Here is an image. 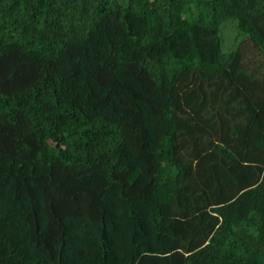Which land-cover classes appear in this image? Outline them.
<instances>
[{
    "label": "trees",
    "instance_id": "trees-1",
    "mask_svg": "<svg viewBox=\"0 0 264 264\" xmlns=\"http://www.w3.org/2000/svg\"><path fill=\"white\" fill-rule=\"evenodd\" d=\"M0 264H264V0H0Z\"/></svg>",
    "mask_w": 264,
    "mask_h": 264
}]
</instances>
